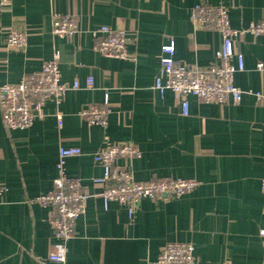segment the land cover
Here are the masks:
<instances>
[{"label": "crops", "instance_id": "crops-1", "mask_svg": "<svg viewBox=\"0 0 264 264\" xmlns=\"http://www.w3.org/2000/svg\"><path fill=\"white\" fill-rule=\"evenodd\" d=\"M228 9L231 26L264 20V0H0V84H16L60 52L68 91L49 101L44 117L26 130L8 131L0 111V264H43L51 251H64L67 264H155L169 242L192 243L195 264H264V39L247 35L237 43L245 70L235 85L239 105L202 103L190 96L189 115L179 97L155 89L162 47L175 41V59L185 67L218 62V32L191 21L196 4ZM78 17L80 32L53 36L54 14ZM102 25L128 32L130 59L107 58L90 34ZM11 30L27 33L25 49H9ZM94 88L85 89L88 77ZM108 102L105 103V96ZM90 105L111 109L107 125H89L80 115ZM135 143L141 157L121 159L138 181L196 179L182 197L144 199L133 219L111 202L106 209L93 179L103 175L94 154L107 143ZM83 154L67 159V175L91 192L74 236L56 240L50 208L33 200L49 193L61 147Z\"/></svg>", "mask_w": 264, "mask_h": 264}, {"label": "built area", "instance_id": "built-area-1", "mask_svg": "<svg viewBox=\"0 0 264 264\" xmlns=\"http://www.w3.org/2000/svg\"><path fill=\"white\" fill-rule=\"evenodd\" d=\"M52 34L60 39L71 38L80 32L78 17L73 14H54ZM191 21L197 28L211 29L220 34L222 43L218 62L207 67H185L175 59V41L162 47L160 69L155 78L154 89L163 96L168 90L180 99L183 115H189V103L193 96L202 103L239 105L245 92L235 85V75L245 70L244 55L238 51L237 43L247 35L264 39V20L251 22L242 28L231 26L228 9L221 5L200 2L191 12ZM90 34L96 40L95 49L104 57L130 59L127 49L128 32L102 25ZM27 33L11 30L7 37L9 49H25ZM257 71L264 72V63H257ZM93 77H88L85 89L94 88ZM78 81L68 85L62 81L60 52L56 50L51 60L39 71L25 75L16 84H0V111L8 131L26 130L36 120L44 117V107L49 101L60 103L70 90H79ZM258 100L264 94H255ZM108 96H105V103ZM111 109H99L90 105L80 115L89 125H107ZM83 154L79 147H61L57 163V175L53 189L33 201L50 208L49 223L56 240L65 243L75 234L76 221L86 213L91 192L80 179L67 175V159ZM141 157V149L135 143H110L94 154V162L103 168V175L93 179V184L102 187L99 196L107 209L117 202L128 209L133 219L139 203L144 199L169 200L191 193L198 185L196 179L154 178L138 181L133 172L119 163L121 159ZM264 192V177L261 180ZM9 188L0 185V197ZM261 235L264 237V231ZM195 246L192 243L169 242L160 251L155 264H195ZM43 264H67L64 251H51Z\"/></svg>", "mask_w": 264, "mask_h": 264}]
</instances>
